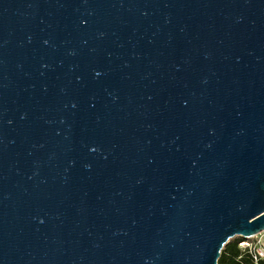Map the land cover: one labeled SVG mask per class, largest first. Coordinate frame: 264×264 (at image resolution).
Instances as JSON below:
<instances>
[{
	"label": "water",
	"instance_id": "obj_1",
	"mask_svg": "<svg viewBox=\"0 0 264 264\" xmlns=\"http://www.w3.org/2000/svg\"><path fill=\"white\" fill-rule=\"evenodd\" d=\"M264 230V0H0V264H217Z\"/></svg>",
	"mask_w": 264,
	"mask_h": 264
},
{
	"label": "trees",
	"instance_id": "obj_2",
	"mask_svg": "<svg viewBox=\"0 0 264 264\" xmlns=\"http://www.w3.org/2000/svg\"><path fill=\"white\" fill-rule=\"evenodd\" d=\"M241 240L243 238L240 237V239H232L224 244L217 264H264L262 261L255 263L248 252L238 246V242Z\"/></svg>",
	"mask_w": 264,
	"mask_h": 264
},
{
	"label": "built area",
	"instance_id": "obj_3",
	"mask_svg": "<svg viewBox=\"0 0 264 264\" xmlns=\"http://www.w3.org/2000/svg\"><path fill=\"white\" fill-rule=\"evenodd\" d=\"M238 246L248 252L255 263L264 262V234L256 237V241L243 239L238 242Z\"/></svg>",
	"mask_w": 264,
	"mask_h": 264
},
{
	"label": "rangeland",
	"instance_id": "obj_4",
	"mask_svg": "<svg viewBox=\"0 0 264 264\" xmlns=\"http://www.w3.org/2000/svg\"><path fill=\"white\" fill-rule=\"evenodd\" d=\"M261 233V232H260ZM232 239H240V237L239 236H235V237H232L230 240H232ZM249 240H252V241H256V237L255 236H253V237H251V238H248Z\"/></svg>",
	"mask_w": 264,
	"mask_h": 264
},
{
	"label": "bare ground",
	"instance_id": "obj_5",
	"mask_svg": "<svg viewBox=\"0 0 264 264\" xmlns=\"http://www.w3.org/2000/svg\"><path fill=\"white\" fill-rule=\"evenodd\" d=\"M264 234V230L261 231V233L259 232L258 234H256V237H259V235Z\"/></svg>",
	"mask_w": 264,
	"mask_h": 264
}]
</instances>
